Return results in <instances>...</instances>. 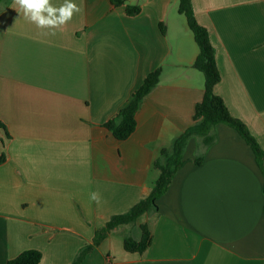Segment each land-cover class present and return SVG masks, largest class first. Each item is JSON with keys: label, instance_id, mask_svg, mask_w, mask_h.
<instances>
[{"label": "crops", "instance_id": "obj_1", "mask_svg": "<svg viewBox=\"0 0 264 264\" xmlns=\"http://www.w3.org/2000/svg\"><path fill=\"white\" fill-rule=\"evenodd\" d=\"M191 1L216 51L215 93L262 156L225 124L209 147L191 138L158 212L108 232L81 264H264V0ZM74 2L81 11L54 36L14 0L0 12V264L27 250L40 264H73L111 217L151 193L161 150L194 124L204 97L196 41L173 16L178 0H126L135 16L110 0ZM160 68L135 133L115 139L104 125ZM145 223L147 250L126 251V235L140 240Z\"/></svg>", "mask_w": 264, "mask_h": 264}, {"label": "trees", "instance_id": "obj_2", "mask_svg": "<svg viewBox=\"0 0 264 264\" xmlns=\"http://www.w3.org/2000/svg\"><path fill=\"white\" fill-rule=\"evenodd\" d=\"M9 0H0V12L8 4ZM112 5L119 7L126 5V0H110ZM178 11L185 15L188 27L194 35L199 47V55L193 68L201 72L205 78L203 100L195 107L193 117L194 124L185 132L180 134L172 143L171 147L163 148L160 157L154 163V169L159 171V177L151 193L140 200L128 212L115 215L107 222L106 227L99 230L92 245L84 247L73 264H81L83 257L97 246L108 232L118 229L124 225L136 226L145 215L158 212V199L167 191L174 175L187 164L183 160L184 151L188 141L193 137H201L205 147L211 146L216 139V127L225 124L235 129L255 152L258 160L262 156V150L258 142L249 131L248 127L239 119L232 116L223 98L215 93V87L221 81L220 71L216 62V51L211 43L208 30L201 26L196 18L191 0H178ZM128 15L135 16L140 12L139 7L126 5ZM162 69L148 75L143 85L135 92L129 104L123 108L118 115L107 122L104 127L112 133L115 139L125 141L136 131V115L144 99L161 83ZM0 130L7 132L6 125L0 121ZM2 140L0 139V144ZM7 156L0 152V165L5 163ZM203 156H198L195 163L200 165ZM142 237L135 240L130 235L125 237V249L130 253H143L151 242V233L148 225L140 224ZM42 253L38 250H27L7 264H40Z\"/></svg>", "mask_w": 264, "mask_h": 264}, {"label": "clouds", "instance_id": "obj_3", "mask_svg": "<svg viewBox=\"0 0 264 264\" xmlns=\"http://www.w3.org/2000/svg\"><path fill=\"white\" fill-rule=\"evenodd\" d=\"M18 6L17 11L22 12L25 19L35 24L38 29L48 31L44 35H55L56 30L62 29L81 11L74 0H63V3L55 6L51 0H14ZM90 199L96 203L100 202L98 192L90 193Z\"/></svg>", "mask_w": 264, "mask_h": 264}, {"label": "rangeland", "instance_id": "obj_4", "mask_svg": "<svg viewBox=\"0 0 264 264\" xmlns=\"http://www.w3.org/2000/svg\"><path fill=\"white\" fill-rule=\"evenodd\" d=\"M173 16H174V18L176 19V21H177V25H178V30L180 31V25H184V26H186L187 27V30H188V32H189V34H191V36H192V38H193V40H194V37H193V34H192V32L189 30V28H188V23H187V19H186V17H185V15H182V14H178V13H175V14H173ZM182 25V26H183ZM194 43H195V41H193ZM195 46H196V48H198V52H199V47H198V45L195 43ZM199 74H201V73H199ZM202 75V74H201Z\"/></svg>", "mask_w": 264, "mask_h": 264}]
</instances>
